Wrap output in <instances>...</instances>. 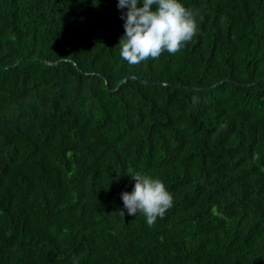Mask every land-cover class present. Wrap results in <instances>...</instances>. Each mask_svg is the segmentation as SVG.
Segmentation results:
<instances>
[{"label":"trees","instance_id":"1","mask_svg":"<svg viewBox=\"0 0 264 264\" xmlns=\"http://www.w3.org/2000/svg\"><path fill=\"white\" fill-rule=\"evenodd\" d=\"M179 2L197 34L129 65L118 0H0V264H264V0Z\"/></svg>","mask_w":264,"mask_h":264},{"label":"clouds","instance_id":"2","mask_svg":"<svg viewBox=\"0 0 264 264\" xmlns=\"http://www.w3.org/2000/svg\"><path fill=\"white\" fill-rule=\"evenodd\" d=\"M124 35L119 39L120 56L129 65H139L163 52H179L197 34L198 27L192 11L179 0H118ZM126 9V11H123ZM131 193L122 192L121 199L127 214H143L152 226L163 218L173 205V197L159 180L135 173ZM124 216V212H119Z\"/></svg>","mask_w":264,"mask_h":264}]
</instances>
